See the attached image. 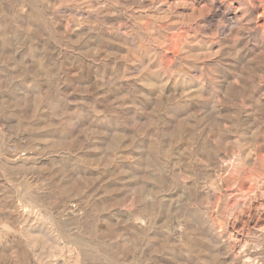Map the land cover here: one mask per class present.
I'll use <instances>...</instances> for the list:
<instances>
[{"label":"rangeland","instance_id":"1","mask_svg":"<svg viewBox=\"0 0 264 264\" xmlns=\"http://www.w3.org/2000/svg\"><path fill=\"white\" fill-rule=\"evenodd\" d=\"M263 220L264 0H0V264H264Z\"/></svg>","mask_w":264,"mask_h":264},{"label":"bare ground","instance_id":"2","mask_svg":"<svg viewBox=\"0 0 264 264\" xmlns=\"http://www.w3.org/2000/svg\"><path fill=\"white\" fill-rule=\"evenodd\" d=\"M253 199V198H252ZM251 205V204H250ZM259 208H261V207H259ZM258 211H259V209H258ZM256 213V212H255ZM250 215V214H249ZM257 214H255V216H256ZM253 216V215H252ZM253 218H254V216H253ZM260 219V218H259ZM258 220V219H257ZM264 221V220H263ZM245 222V221H244ZM260 222V221H259ZM256 224V223H255ZM261 225V224H260ZM254 227V226H253ZM260 228V227H259ZM263 228H264V226H263ZM261 229V228H260Z\"/></svg>","mask_w":264,"mask_h":264}]
</instances>
